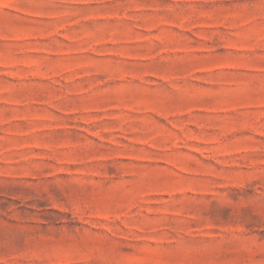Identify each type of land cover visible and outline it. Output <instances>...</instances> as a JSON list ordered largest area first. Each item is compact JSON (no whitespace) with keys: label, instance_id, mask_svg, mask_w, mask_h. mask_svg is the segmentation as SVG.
Segmentation results:
<instances>
[{"label":"rangeland","instance_id":"1","mask_svg":"<svg viewBox=\"0 0 264 264\" xmlns=\"http://www.w3.org/2000/svg\"><path fill=\"white\" fill-rule=\"evenodd\" d=\"M0 264H264V0H0Z\"/></svg>","mask_w":264,"mask_h":264}]
</instances>
